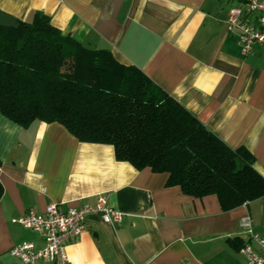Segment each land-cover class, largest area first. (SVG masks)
Segmentation results:
<instances>
[{
	"label": "crops",
	"instance_id": "crops-1",
	"mask_svg": "<svg viewBox=\"0 0 264 264\" xmlns=\"http://www.w3.org/2000/svg\"><path fill=\"white\" fill-rule=\"evenodd\" d=\"M246 2L0 0V12L23 22L44 14L62 36L140 69L229 148L248 150L264 177V47L243 55L225 27L229 10ZM167 177L117 161L111 145L78 142L57 123L21 128L0 114V264H16L12 247L39 244L13 220L101 195L121 220L87 217L65 264H246L239 223L249 216L264 238V197L223 211L215 195L186 196Z\"/></svg>",
	"mask_w": 264,
	"mask_h": 264
},
{
	"label": "trees",
	"instance_id": "trees-1",
	"mask_svg": "<svg viewBox=\"0 0 264 264\" xmlns=\"http://www.w3.org/2000/svg\"><path fill=\"white\" fill-rule=\"evenodd\" d=\"M0 114L111 145L117 161L166 173L186 196L215 195L223 211L264 197L248 150L229 148L140 69L62 36L41 13L0 27Z\"/></svg>",
	"mask_w": 264,
	"mask_h": 264
},
{
	"label": "built area",
	"instance_id": "built-area-1",
	"mask_svg": "<svg viewBox=\"0 0 264 264\" xmlns=\"http://www.w3.org/2000/svg\"><path fill=\"white\" fill-rule=\"evenodd\" d=\"M225 27L243 55L251 53L256 47H264V0H247L244 8H231ZM92 215H99L105 224L117 223L122 216L107 205L103 195L97 197L94 205L80 208L62 210L59 205L52 203L46 206L42 214L28 211L12 222L35 233L39 244H18L9 250V256L16 264H65V246L83 233L87 228V217ZM239 226L248 236V242L239 250L246 264H264V238L253 231L249 216L243 217Z\"/></svg>",
	"mask_w": 264,
	"mask_h": 264
},
{
	"label": "water",
	"instance_id": "water-1",
	"mask_svg": "<svg viewBox=\"0 0 264 264\" xmlns=\"http://www.w3.org/2000/svg\"><path fill=\"white\" fill-rule=\"evenodd\" d=\"M14 25L15 21L11 17L0 12V27L11 28Z\"/></svg>",
	"mask_w": 264,
	"mask_h": 264
}]
</instances>
